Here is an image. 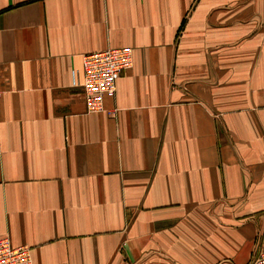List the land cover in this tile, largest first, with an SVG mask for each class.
<instances>
[{"label": "crops", "instance_id": "0c3cea01", "mask_svg": "<svg viewBox=\"0 0 264 264\" xmlns=\"http://www.w3.org/2000/svg\"><path fill=\"white\" fill-rule=\"evenodd\" d=\"M121 46L88 112L83 55ZM2 236L34 264L264 249V0H0Z\"/></svg>", "mask_w": 264, "mask_h": 264}, {"label": "built area", "instance_id": "2783aa9c", "mask_svg": "<svg viewBox=\"0 0 264 264\" xmlns=\"http://www.w3.org/2000/svg\"><path fill=\"white\" fill-rule=\"evenodd\" d=\"M83 80L79 84L88 112L102 109L104 94H113L117 77L133 64L132 48L108 47L86 53L82 58ZM0 264H34L31 248L13 245L7 236L0 237ZM247 264H264V249L255 250Z\"/></svg>", "mask_w": 264, "mask_h": 264}]
</instances>
